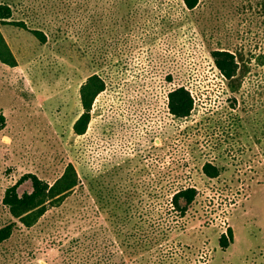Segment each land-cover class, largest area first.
<instances>
[{"label":"rangeland","instance_id":"rangeland-1","mask_svg":"<svg viewBox=\"0 0 264 264\" xmlns=\"http://www.w3.org/2000/svg\"><path fill=\"white\" fill-rule=\"evenodd\" d=\"M0 2L46 35L0 24L17 61L0 62V227L16 222L0 264H264V0ZM217 48L244 56L237 91ZM91 73L105 88L76 135ZM178 86L193 97L185 118L167 108ZM68 162L80 185L60 205L30 227L10 216L5 188L25 173L52 182ZM185 187L197 193L182 215L170 199ZM127 241L145 247L124 258Z\"/></svg>","mask_w":264,"mask_h":264},{"label":"trees","instance_id":"trees-1","mask_svg":"<svg viewBox=\"0 0 264 264\" xmlns=\"http://www.w3.org/2000/svg\"><path fill=\"white\" fill-rule=\"evenodd\" d=\"M187 9H193L198 0H182ZM12 6L7 2H0V24H14L30 32L40 41L45 42V33L38 28H29L22 19L14 20L12 17ZM213 64L219 73L226 80L230 91H237L241 79L247 73L248 67L244 62V56L241 52L230 51L225 48H217L210 51ZM0 62L13 67L17 64L16 58L11 51L7 41L0 30ZM105 88L104 79L97 73H91L85 77V80L79 85L78 97L81 106V112L72 123V132L81 135L86 131L90 121L91 107L96 96ZM167 108L170 114L176 118H185L190 115L193 108V97L190 91L184 86L172 88L167 93ZM4 124L3 115L0 114V128ZM203 172L208 177H216L218 170L210 163H204ZM28 181L30 190L19 193L18 186ZM80 185L77 171L71 162L65 164L61 174L52 182L38 177L34 173H25L11 186L5 188L2 196V204L7 208L8 213L25 227H30L48 210L51 206L60 205L64 199ZM194 187H185L177 190L171 196L170 203L173 208L180 211L183 215L188 206L194 201L196 196ZM15 220L0 227V242L6 240L12 233ZM228 234H221L219 244L226 247L227 237L231 238V230L228 228ZM229 235V236H228ZM129 251L127 252V247ZM124 258H131L144 249V245L138 242L120 243Z\"/></svg>","mask_w":264,"mask_h":264}]
</instances>
